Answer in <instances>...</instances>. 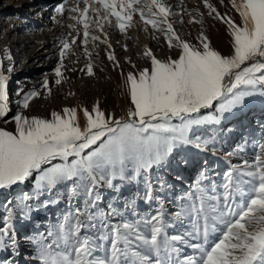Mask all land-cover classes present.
I'll return each mask as SVG.
<instances>
[{
    "label": "snow or ice",
    "instance_id": "snow-or-ice-1",
    "mask_svg": "<svg viewBox=\"0 0 264 264\" xmlns=\"http://www.w3.org/2000/svg\"><path fill=\"white\" fill-rule=\"evenodd\" d=\"M66 5L63 0L54 8L52 20L59 23L57 16L68 13L75 21L69 28L82 24L86 57L92 56L89 41L99 42L121 68L104 29L127 34L137 17L144 31L150 26L162 33L178 55L158 59L145 48L150 66L126 74L131 106L120 117L103 111L99 102L91 110L65 107L50 118L28 116L24 110L41 92L21 97L22 111L12 115L14 131L0 128V192L17 189L0 201V253L21 257L24 264H264V123L227 152L222 145L233 129L214 127L252 101L264 107V0H230L240 23L204 0L209 15L227 25L232 42L227 55L203 32L197 44L182 39L174 24L191 13L174 12L166 0ZM177 16L181 19L170 18ZM92 24L101 35L90 36ZM73 45L76 37L59 40L57 86L67 79L64 61L76 55ZM5 71L0 58V119L11 112ZM80 71L95 75L91 59ZM42 89L52 94L47 78ZM188 148L223 154L227 167L220 171L204 160L187 181L169 158ZM190 163L185 157L179 161ZM172 172L177 183L168 179ZM41 212L45 218L36 221L34 214ZM18 222L33 224L24 237L32 249L27 255Z\"/></svg>",
    "mask_w": 264,
    "mask_h": 264
},
{
    "label": "rangeland",
    "instance_id": "rangeland-1",
    "mask_svg": "<svg viewBox=\"0 0 264 264\" xmlns=\"http://www.w3.org/2000/svg\"><path fill=\"white\" fill-rule=\"evenodd\" d=\"M61 2L63 0H0V58L3 59L5 74L9 77L8 91L11 105V112L8 116L0 119V128L14 131L15 124L12 115L22 111L17 102L31 90H40L41 95L30 102L28 110H24V114L28 116L50 118L52 111L62 112L65 107H82L91 110L97 102L106 113H115L117 117L123 116L126 109L131 106L129 94L124 87L125 76L128 72H137L150 66V60L142 55L145 48H150L158 59L175 58L178 55L177 49H168L162 33H154L150 26L148 31H144L143 24L137 22V17L134 20L135 27L127 34H122L113 27L106 26L104 29L109 35L112 51L121 68L114 67V63L107 59L109 49L99 42L94 44L91 40L89 41L87 47L92 56L86 57L83 54L82 24L77 25L75 31L69 28L68 26L74 24L75 21L67 18L68 13L57 16L59 23L52 20V16L55 15L54 8ZM209 2L217 8L221 15L227 13L237 23H240V17L231 8L230 0H223V4L220 0H209ZM76 3L77 0H67L66 7L70 9ZM166 3L174 12H183L186 9L188 13H191V17L186 13L183 14V24H174L182 39L197 44V37L203 32L209 37L216 50L225 55L231 53L232 42L227 25L215 19V14L209 15L208 9L204 6V0H182V4L181 0H166ZM81 7H83L82 4ZM170 18L174 21L181 19L180 16ZM201 20L202 24L199 22ZM69 33L71 37H76V45H73L76 55H69L65 59L64 63L68 69L65 71L67 79L57 86L54 83L56 79L54 68L59 60V40L61 38L70 39ZM89 33L90 36L101 35L95 31L94 24L90 25ZM154 35L158 39H154ZM125 45L127 50H125ZM5 53L10 54L11 59H8ZM89 59L93 62L94 76H88L86 72L80 71L86 68ZM74 60L77 62L73 63ZM132 64L136 67L133 68ZM73 68L76 71H71ZM45 78L50 82L51 95L42 89V82ZM19 88H23L24 91L17 96L16 92ZM80 115L82 116V112ZM260 123H264V107L258 101H252L246 108L237 110L236 115L221 121L220 125L214 127L225 131L229 128L233 129L227 133L222 145L224 151L227 152L239 143L241 136L246 132H256ZM251 151L249 149V153ZM181 157L189 159L191 163L188 166L179 164ZM169 159L170 165L177 169L187 181H191L204 160H207L210 165H219L220 171L227 167L223 154L213 156L199 153L191 148L174 151ZM233 162L238 161L233 159ZM174 174L175 172L169 174L168 179L177 183L173 180ZM16 191L17 189L13 188L11 191L0 192V201L10 197ZM62 206L57 205V208ZM141 207L144 205L141 204ZM34 215L36 221H42L46 213L41 212ZM16 228L22 245V255H27L32 249L25 243L24 237L33 229V224L18 222ZM5 259L7 261L20 260L21 264H24L21 257L12 256L8 252L0 253V261ZM28 264H35V262L29 261Z\"/></svg>",
    "mask_w": 264,
    "mask_h": 264
}]
</instances>
